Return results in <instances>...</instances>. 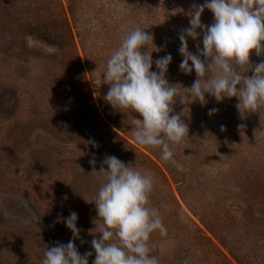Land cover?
Here are the masks:
<instances>
[{
  "label": "rangeland",
  "instance_id": "rangeland-1",
  "mask_svg": "<svg viewBox=\"0 0 264 264\" xmlns=\"http://www.w3.org/2000/svg\"><path fill=\"white\" fill-rule=\"evenodd\" d=\"M203 3L0 0V264H40L46 247L69 240L82 255L93 253L92 264L91 241L99 234L91 201L104 182L92 171L107 155L154 179L150 206L167 230L150 236L158 264H264V108L242 118L236 97L217 102L205 94L201 104L188 95L195 71L179 69V35L190 27L193 6ZM55 19L71 32L62 49L21 26H54ZM201 21L210 25L213 13L205 9ZM136 27L146 28L160 49L152 51L154 61L171 54L166 79L185 101L177 96L172 106L189 128L181 143L170 145L172 161H163L159 148L135 142L131 121L138 113L113 109L104 99L110 87L103 80L106 61ZM186 39L198 54L202 35ZM262 60L252 50L250 61ZM151 70L158 71L155 64ZM72 211L83 244L56 222Z\"/></svg>",
  "mask_w": 264,
  "mask_h": 264
},
{
  "label": "clouds",
  "instance_id": "clouds-1",
  "mask_svg": "<svg viewBox=\"0 0 264 264\" xmlns=\"http://www.w3.org/2000/svg\"><path fill=\"white\" fill-rule=\"evenodd\" d=\"M205 9L213 13V23L207 26L201 21ZM188 15L190 27L182 29L178 49L183 57L180 71L191 74L194 70L197 76L187 88L188 95L201 104L207 103L205 94L217 102L236 97V108L242 118L248 113H258L264 108V60L252 63L250 54L255 50L256 56L264 55V0H204L202 5H194ZM145 29L131 30L107 59L103 80L110 87L104 99L113 109L138 113L140 118L131 121L135 142L159 148L161 159L168 162L174 155L170 145L179 144L188 136V124L181 118L183 112L173 114L172 107L177 96L182 98L181 102L185 101L177 87L166 79L171 54L154 61L151 53L160 49ZM201 35L203 47L197 43L198 54H193L186 37L196 41ZM153 64L158 71L151 70ZM217 111L210 109L209 115ZM90 142L96 146L95 141ZM75 147L68 144L70 149ZM89 163L94 166L95 158ZM101 165L99 171H92L102 174L104 179L91 201L97 213L93 229L99 234L91 241L95 251L92 264H158L151 255L150 236L156 231L166 235L167 230L159 210L150 206L153 177L111 155ZM103 165H107L106 170ZM176 167L183 170L179 164ZM61 220L72 231L73 238L83 244L81 230L77 228L78 214L72 211L66 218L58 215L56 222ZM93 229L90 234H94ZM92 255V252L82 255L73 240L66 244L57 242L44 249L40 264H89Z\"/></svg>",
  "mask_w": 264,
  "mask_h": 264
},
{
  "label": "trees",
  "instance_id": "trees-1",
  "mask_svg": "<svg viewBox=\"0 0 264 264\" xmlns=\"http://www.w3.org/2000/svg\"><path fill=\"white\" fill-rule=\"evenodd\" d=\"M21 26L30 34L48 43L55 44L61 49L66 47L72 39L70 29L63 20L55 19L54 26L53 23L50 24L49 22H24Z\"/></svg>",
  "mask_w": 264,
  "mask_h": 264
}]
</instances>
